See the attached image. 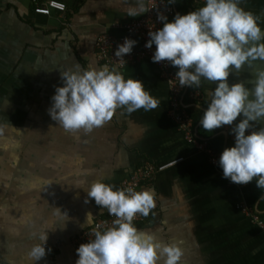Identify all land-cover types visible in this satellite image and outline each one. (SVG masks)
I'll list each match as a JSON object with an SVG mask.
<instances>
[{
  "label": "crops",
  "instance_id": "1",
  "mask_svg": "<svg viewBox=\"0 0 264 264\" xmlns=\"http://www.w3.org/2000/svg\"><path fill=\"white\" fill-rule=\"evenodd\" d=\"M58 1L64 12L45 16L34 13L33 0H0V264H33L29 249L45 231L44 247L53 251L34 264H74L78 246L71 240L109 215L83 187L102 180L121 188L144 162L159 165L179 157L139 188L154 190V207L135 227L176 243L180 264H264V233L237 208L244 204L264 220V189L255 197L249 182L223 178L217 164L184 140L168 115V89L151 59L118 70L141 80L158 100L156 108H117L91 131H65L50 119L60 72L104 65L95 55L98 36H122L125 24L144 15H126L135 0ZM239 6L258 16L264 30V0H240ZM260 68L259 60L242 65L228 82L247 80ZM214 83L201 80L200 111ZM189 110L195 113L193 106ZM208 134L222 137L221 151L234 143L222 126Z\"/></svg>",
  "mask_w": 264,
  "mask_h": 264
},
{
  "label": "clouds",
  "instance_id": "2",
  "mask_svg": "<svg viewBox=\"0 0 264 264\" xmlns=\"http://www.w3.org/2000/svg\"><path fill=\"white\" fill-rule=\"evenodd\" d=\"M239 5L240 0H203L200 7L176 13L171 20L158 12L162 26L148 31L144 47L155 46L153 62L176 67L179 86L199 87L202 79L215 82L199 124L206 132L228 125L234 135V143L216 160L222 177L241 185L254 180L257 188L264 189V68L247 80L228 82L233 70L238 72L242 65L257 60L264 62V30L259 17ZM146 11L145 0H135L126 15L136 17ZM135 43L123 38L114 50L115 60L124 61L123 55ZM60 78L62 84L55 87L47 113L65 131H91L120 107L131 113L158 105L141 80L125 78L115 64L65 70ZM83 188L87 197L115 218L111 226L95 231L93 239L78 245L74 264H180L182 250L176 243L163 242L132 223L137 213L148 215L154 207V190L119 188L102 180ZM92 217L86 215L88 224ZM46 239L45 231L29 249L33 264L45 255Z\"/></svg>",
  "mask_w": 264,
  "mask_h": 264
},
{
  "label": "built area",
  "instance_id": "3",
  "mask_svg": "<svg viewBox=\"0 0 264 264\" xmlns=\"http://www.w3.org/2000/svg\"><path fill=\"white\" fill-rule=\"evenodd\" d=\"M194 4H201L203 0H191ZM36 5L34 8L35 14L49 16L52 12H64L65 4L58 0H33ZM147 11L144 15L136 20H133L123 26L124 35L113 37L106 34L98 36L95 43V55L99 62L108 65H117L123 67L126 64H134L144 58H149L154 50V45L150 48H145V41L148 39L147 33L162 26V22L157 20V13H161L169 20L174 14V8L169 5L166 0H146ZM129 38L136 41L131 52L123 55V60L117 61L113 53L118 43L123 42V38ZM161 78L164 80L168 89V115L176 125L177 129L182 133L186 142L192 144L194 148L205 154L209 161L215 165L219 156L207 143V141L196 133V126L187 112V106L183 104L184 100L192 103H204L202 90L199 87L179 86L177 78L174 76L176 67L165 61L154 62ZM234 123V122H233ZM224 132L228 134L230 139L234 142V135L229 132L230 126H222ZM247 132V130H246ZM182 158H176L163 164L155 165L151 162H144L138 166L129 176L121 181V188L132 187L134 190L144 185L151 183L155 174L161 172L175 163L181 161ZM237 208L244 214L251 223L260 228L264 233V220L250 207L244 204L237 205ZM114 216L107 215L97 218L88 228L80 232L71 240V244L77 247L79 244L94 238L95 231H103L111 226ZM143 221V215L137 213L133 218L132 223L136 224ZM50 249V250H49ZM45 251L51 253L52 247L45 246Z\"/></svg>",
  "mask_w": 264,
  "mask_h": 264
},
{
  "label": "trees",
  "instance_id": "4",
  "mask_svg": "<svg viewBox=\"0 0 264 264\" xmlns=\"http://www.w3.org/2000/svg\"><path fill=\"white\" fill-rule=\"evenodd\" d=\"M166 2L168 3V0H166ZM169 5H171L174 10H175V14L176 13H180V14H184L188 11L194 10L195 4L191 1V0H174L173 3H168ZM173 17V16H172ZM172 17L169 19L171 20ZM193 109H195V113H193V115L190 113V110L188 109V112L190 113L191 117L193 118V122L197 125V133L198 135H200L201 137L205 138L207 140L208 145L215 150L216 152L220 153L221 149H222V137L221 136H217L214 138L209 137L208 132H206L205 130H203L199 124V118L201 116V112L200 111V106L196 107L193 106ZM250 185V189L253 193V195L255 197L260 196V194L262 193L263 189L257 188L255 186L254 180L249 182Z\"/></svg>",
  "mask_w": 264,
  "mask_h": 264
},
{
  "label": "bare ground",
  "instance_id": "5",
  "mask_svg": "<svg viewBox=\"0 0 264 264\" xmlns=\"http://www.w3.org/2000/svg\"><path fill=\"white\" fill-rule=\"evenodd\" d=\"M183 104L184 105H186L187 106V112H188V109L190 108V107H192V106H200L201 107V105L202 104H204V103H192V102H189V101H187V100H184L183 101ZM189 113V112H188ZM190 114V113H189ZM191 116V115H190ZM192 118V117H191ZM192 120H193V118H192ZM194 125L196 126V133H197V125L194 123ZM222 130H223V128H222ZM224 131V130H223ZM198 134V133H197ZM200 136V135H199ZM201 137V136H200ZM203 138V137H202ZM205 139V138H204ZM206 140V139H205ZM207 141V140H206ZM194 147V146H193ZM197 151V150H196ZM215 151V150H214ZM216 152V151H215ZM218 153V152H217ZM219 154V153H218ZM182 161V160H181ZM180 162V161H179ZM136 169V168H135ZM134 169V170H135ZM133 172V171H132ZM156 175V174H155ZM155 177V176H154ZM154 180V179H153ZM153 182V181H152ZM151 182V183H152ZM148 184H150V183H148ZM144 185H146V184H144ZM143 186V185H142ZM139 190V189H138ZM104 217V216H103ZM144 219H145V217H144V215H143V221H144ZM142 221V222H143ZM139 223H141V222H139ZM136 224H138V223H136ZM50 247V246H49Z\"/></svg>",
  "mask_w": 264,
  "mask_h": 264
}]
</instances>
